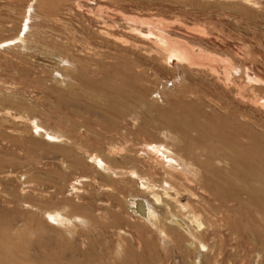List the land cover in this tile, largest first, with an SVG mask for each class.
Listing matches in <instances>:
<instances>
[{"label": "rangeland", "instance_id": "1", "mask_svg": "<svg viewBox=\"0 0 264 264\" xmlns=\"http://www.w3.org/2000/svg\"><path fill=\"white\" fill-rule=\"evenodd\" d=\"M28 4L31 0H0V41L32 29L27 42L23 43L28 47L19 43L10 44L12 47L0 46V264H74L88 257H93L94 264H103V259L104 264H113L115 260L119 263L120 256V259L114 257L119 242L116 233L125 231L128 239L135 233L126 200L130 195L145 193L139 189L138 179L128 175V171L141 175L137 163L123 158L121 153H136L144 146V140L176 143L173 138L163 136V131L171 130L169 126L174 127L170 125L174 122L191 127L196 120L204 124L206 118L215 120L216 117L201 91L197 93L188 88L186 78H177L172 84L173 72L151 68V58L160 55L157 58L164 60L163 51L157 50L158 53L150 43L144 44L146 47L137 45L126 36L123 40L127 46L104 44L92 31L114 21L117 27L136 25L140 22L131 21L129 17H148L151 25L140 23L138 27L144 30L160 27L170 33L168 35L173 34L172 37L188 41L197 49H194L196 53L202 52L198 53L203 62L198 67L202 71L198 73L203 74L208 64H213L216 73L226 76L225 84L236 87L240 94L255 88L253 94L257 98L250 94V102L259 105L264 101V0H37L35 13L27 8ZM67 8H74L73 12ZM25 11L38 18L33 19L31 29L25 27ZM79 52L88 60L91 58V63L97 64L100 57L102 60L98 66H92L100 67L98 73L90 71L87 78L100 80L103 85L94 90L85 87L93 91L81 97L78 95L83 92L82 87L65 57ZM58 55L64 56L65 63H58ZM243 60L247 64L244 65ZM171 61L174 65V60ZM234 61L238 65L242 63L244 69L236 68ZM130 63L135 70L145 69L146 73L129 76L125 65ZM32 118L45 128L36 129L30 124ZM43 129L62 135L49 139L48 135L40 134ZM247 132L250 134V129ZM174 133L180 134L177 130ZM89 137H94L95 141ZM110 149L115 151H112L116 170L113 177L94 167L96 154L106 161L107 155L112 153ZM73 157L91 164H75ZM222 165L227 166V162ZM146 179L152 185L159 184L155 178ZM107 186L111 189H106ZM68 200L71 203H67ZM180 200L188 204L195 199L182 194ZM155 207L162 219L167 210ZM48 209L63 210L68 217L92 213L89 216L97 217L98 221L94 219L95 228L87 221L68 230L63 225L53 226L44 218ZM257 209L263 210L259 217L264 219V208ZM117 214L123 220L116 219ZM202 217L205 222V216ZM206 230L204 240L209 251L187 254L183 242L187 264H209L218 254L214 252L222 249V256L228 259L232 247L236 246L227 232H223L226 239L219 249L218 231ZM146 232L149 238L143 248H138L135 242L129 244L139 253L136 256L141 258L142 264H161V261L185 264L176 242L164 245L155 231ZM259 233L257 238L251 235L256 244L254 251L245 253L238 247L239 259L232 260L234 264H264V229ZM96 252L106 258L101 261ZM224 263L227 264H221Z\"/></svg>", "mask_w": 264, "mask_h": 264}, {"label": "bare ground", "instance_id": "2", "mask_svg": "<svg viewBox=\"0 0 264 264\" xmlns=\"http://www.w3.org/2000/svg\"><path fill=\"white\" fill-rule=\"evenodd\" d=\"M35 2L37 3V0H31V4H28L27 7L29 9H33L34 13V6L36 4ZM73 9L74 8H67V10H70L72 12ZM92 9L93 8H91L90 10ZM34 13H27V11H25L23 20H26V22L24 21L26 28L31 29L33 19L36 18L34 16ZM114 14H117V12H114ZM139 17L129 18L131 19V21L134 20L140 23H149V25H151L150 19H147L148 17L146 19H144V17ZM131 21L129 23H131ZM138 24L131 26H121V24L117 27L114 21L110 24L100 25L97 30L92 32H96L94 35H98L102 39L101 41L104 44L106 43L110 45V43H119L121 44L120 46H125L126 43L124 42L125 40H123V38L124 36H126L129 40L135 42L137 45L150 43L152 48L156 49V51L161 50V53L163 51L164 60L157 58L160 55L151 58V62L149 63L151 64V68H156L162 72H164L165 70H170L171 72H173L174 78H171L170 80L172 81V84L175 83L177 78H186V80L188 81V88L190 90H194L197 93L201 91L200 93L203 94L204 100L211 106L212 112L213 114H215L216 119L213 120L211 118H206V121H204L205 123L203 122L204 124L199 123L195 119L196 122L194 121V123H192L195 124L193 127L192 124L191 127H189V125L187 127V124L186 127H183L182 123V128L181 125L176 124L174 121H172L174 123L171 122L172 124H167L174 125V127L169 126L171 130L168 128L166 131H163V136L166 138H168L167 136L173 138L176 143L154 140L148 142L144 140V146L141 150L136 151V153H121L123 158L137 163L141 175L136 171H128V175L132 179H138L137 184L139 189L141 191H144L145 193H148L149 195L146 196L143 192L144 194L141 195H130L126 200L128 208L127 210L129 211L130 219L133 222L132 225L134 227L135 233L130 239L125 236V231L119 230L116 233L119 237V242L117 245L118 249L114 254V257L118 259L120 256L121 259L119 258V263H117L115 260L113 264H142L141 258H139V256H136L139 253L136 254V251L131 248L129 244L135 242L138 248H143L145 245H147L145 243H147L146 240L149 238L146 232L148 231V229L155 231L159 236V241H161L162 244L164 243V245H167L170 241L176 242L177 247L182 252L181 254L183 256L185 264H187V262L189 261L188 260L186 262L185 260L186 254L184 253V251L186 249L187 254H190L194 251H197L198 253L209 251V247L204 240L205 236H207L206 229H208V231L212 229L211 233H215L218 231L220 235V240H218L220 242L217 243V247L219 246V249L221 243L224 244L226 239V233L223 234V232H227L231 240L235 241L236 246L232 247L231 254L228 259H226L225 256H222L223 249L222 251H219L217 249L219 251L217 252L213 248V250L216 251L214 253H218L220 255V259H218L219 255L215 254L216 256L214 255V260H211L209 264H221L223 262H227V264H234L232 260H235L236 257L238 258L240 249H242L245 253L254 251V249L256 248V244L252 236L255 235L256 238L259 237V230L264 229L262 227L264 225V219L259 217V214L262 216L263 210L257 209V207L264 208V101L262 100L263 102H261L259 105L252 104L250 102L249 95L255 92H253L255 88L250 90L248 89V91L244 92L240 91L242 92L240 94L236 87L230 88L231 83H229L230 86L225 84L226 76L223 77L221 76L222 74H218L219 72L216 73V67L214 69L213 64H208L209 67L207 69L203 68V74L205 76L202 74V72L198 73V70L202 71V68L200 69L198 67L203 63L202 59H200V57L202 56H199L198 53L202 52L196 53L194 49H197L191 47L187 43L188 41L185 42L184 39L182 40L180 38L172 37L173 34L172 36L168 35L170 33H165L164 31L166 30H164L163 28L161 29L159 27L158 30H154L153 28L148 29V26H144L148 29L144 30L138 27ZM30 31L26 30V32H23V35L21 33H18V35L13 37L12 39L0 41V46H8L13 43H19V45H23V43L27 42V37L29 36ZM91 35H93V33ZM24 45L28 47V45ZM127 45L128 44H126V46ZM9 47L12 46L10 45ZM144 47L146 46L144 45ZM126 49L127 48H125V50ZM157 52L159 53L160 51ZM65 57L70 62L71 69L73 71L75 70V78L76 80H78L83 90V92H79L78 97H81V95L87 96V94L91 93L94 89H97L103 85L102 81L100 80L97 81L91 77L89 79L87 78V73H89L90 71L93 73H98L100 67H96L94 69V67L92 66H98L99 64H101V57L97 59V64L91 63L89 61L91 58L88 60L87 57L82 55V53L80 52L73 57ZM57 60L59 64L65 63V58L63 55H58ZM171 60H174V65L171 64ZM235 60H237V58H235ZM204 62H206V60ZM209 62L211 61L209 60ZM242 62L244 63L245 61L243 60ZM139 64L141 65L140 62ZM143 64H146V62H143ZM245 64L247 63H244V65ZM135 65L137 66V64ZM206 65L207 64L202 66L205 67ZM237 65L238 62L235 65L236 68H243L242 63L241 65L239 64L240 66ZM125 66H128L126 71L128 70V74L131 77H138L146 73L145 69L141 71H138L139 69L135 70V66L132 67L131 63ZM171 66H173V68ZM246 66L248 67V65ZM232 68L236 69L235 67ZM66 70L67 72L69 71L68 68H66ZM242 72L243 70H240V73ZM246 72L248 71H245L244 73ZM246 74L247 77H250L248 76V73ZM201 75H203L204 77H201ZM69 77L71 78L70 75ZM87 86H90L93 90L91 92V89L85 90V87ZM245 86H247V84L244 85V89ZM254 95L256 96V94H253V97ZM219 120H221L222 122ZM30 121V124H32L36 129L45 128L42 124L40 125V123H38V121L34 118L30 119ZM234 126H236V128ZM173 128L180 134H175ZM249 129L251 131L250 134H248L249 132L246 133V131H249ZM45 130L43 129L40 134L43 136L48 135L49 139H57L62 135L61 133H59L61 135H58V132ZM253 130H256L257 132L255 131L256 133H252ZM44 131L45 133L43 134ZM88 139H92L95 141L94 137H89ZM93 143L92 145H94ZM100 143L101 141H99L98 144ZM179 150H181L182 153H180ZM112 151L114 150H111V152ZM89 155L93 157L92 153ZM113 157L114 153L112 152L111 154L107 155V159L105 161L103 157L96 154L94 158V167H96L95 169H101L100 171H103L102 173L113 177L116 174L115 167L112 164V161H114ZM189 158H194L195 160L193 159V161H190ZM72 162L82 166H88L91 164L88 160L86 161L75 157H73ZM223 162H227V166L223 167ZM145 177L155 178L159 184L155 182V184L152 185L149 179L147 180ZM76 183L74 184L77 185ZM105 188L108 190L111 189V187L108 186ZM77 189L74 191H77ZM70 192L72 193L71 190ZM71 193L70 195L74 194V192L72 194ZM77 193H79V191ZM39 194L41 195V193ZM182 194L189 195L191 199L193 198L195 200H193V203L183 204L180 200V196ZM76 197L79 198V196ZM79 199L77 200L78 202ZM67 203L71 202H69L68 200ZM155 206H158L160 210H167L166 214H163L162 219H160L156 214L155 208L157 207ZM189 207H191V211L189 210ZM62 211L58 209H48L44 218L48 221L50 220V222L52 223H50L51 225H55L57 227L59 225H63L68 230H71L74 226H78L79 223L82 222L86 223L88 221L90 227H93L96 224V221L94 219H97V217L93 219L94 216H89L92 213H87L89 214L87 215L88 217L80 214H76L74 217H68V214L65 215ZM185 211H189V214L187 213V215ZM160 214L162 215V213ZM202 215H204L206 218L205 222ZM115 218L118 220H123L120 214H117ZM257 227L261 228L257 229ZM183 242L187 247L186 249L183 248ZM263 246L264 245H262V247ZM217 247H215V249ZM223 247H225V245H223ZM238 247H240V249ZM100 257L101 256H99V258ZM102 258H106V255H102L101 261ZM93 260V257H88L87 260L74 261L73 263L91 264L90 262H93ZM113 260L114 259L112 258L111 262ZM102 262L104 264V259ZM99 263L100 262H98V264ZM107 263L108 262H106V264ZM160 263L163 264L162 261ZM193 264L195 263L193 262Z\"/></svg>", "mask_w": 264, "mask_h": 264}]
</instances>
